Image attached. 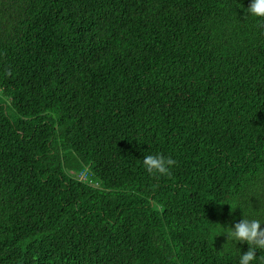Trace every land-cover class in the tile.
<instances>
[{
  "label": "trees",
  "instance_id": "16d2710c",
  "mask_svg": "<svg viewBox=\"0 0 264 264\" xmlns=\"http://www.w3.org/2000/svg\"><path fill=\"white\" fill-rule=\"evenodd\" d=\"M250 3L0 0V264H238L220 225L264 181Z\"/></svg>",
  "mask_w": 264,
  "mask_h": 264
},
{
  "label": "clouds",
  "instance_id": "9594fccd",
  "mask_svg": "<svg viewBox=\"0 0 264 264\" xmlns=\"http://www.w3.org/2000/svg\"><path fill=\"white\" fill-rule=\"evenodd\" d=\"M247 15L264 18V0H251L245 10ZM145 170L157 177H167L171 174L176 161L161 153L147 154L143 158ZM256 197L260 201L259 210H254L250 198ZM239 208L243 217L233 226H222L221 234H226L228 242L247 243L248 250L241 253L238 250V264H264V256H257V250L264 252V181L257 179L250 183L234 201V210ZM250 209V210H248Z\"/></svg>",
  "mask_w": 264,
  "mask_h": 264
}]
</instances>
